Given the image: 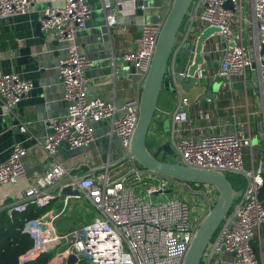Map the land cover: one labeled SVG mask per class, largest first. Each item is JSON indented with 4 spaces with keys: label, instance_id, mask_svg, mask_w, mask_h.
<instances>
[{
    "label": "built area",
    "instance_id": "1",
    "mask_svg": "<svg viewBox=\"0 0 264 264\" xmlns=\"http://www.w3.org/2000/svg\"><path fill=\"white\" fill-rule=\"evenodd\" d=\"M136 1L101 0L107 25L119 24L120 13L130 20L135 18ZM35 2L0 0V19L27 14L33 10ZM92 11L88 0H48L44 9L41 28L49 30L55 39L65 44L66 54L59 60L58 71L67 112L60 118H54L50 123L52 131L39 140L50 164L25 189L22 199L8 206L11 218L16 212L26 211L30 205L47 207L56 198L64 196L61 189H53L61 180L71 176L70 168L57 155L58 147L62 142L71 149L92 142L93 122L109 119L110 134L119 137L123 157L130 155L139 119L140 97L119 104L98 96L90 98L87 93L90 79L85 68L92 62L81 51L77 36L86 28ZM244 11L242 0H196L192 21L185 35L178 39L171 58V71L177 72V56L184 43L190 39L195 44L204 29L215 27L221 38L220 43L214 42L217 44L215 50L220 52L219 65L214 71L202 65L193 76L211 82L222 78L220 87L228 90L238 82L248 84V77L252 74L255 83L259 84L260 104L264 109V0H252L249 16L244 15ZM163 22L144 21L136 38V48L123 56L142 79L149 72ZM192 25H195V30ZM192 62L193 57L181 70L187 80L192 77L188 73ZM254 63L260 73L256 77L253 75ZM34 86L32 80L16 72L0 70V100L7 112L28 98ZM181 89L178 88L179 98L171 113L177 162L245 178L242 194L235 199L200 264H264L253 245L264 223V200L259 197L264 184V161L261 160L256 168L245 167L244 148L251 147L253 143L251 130L246 133L227 128L217 131L218 124L195 125L189 114L191 99ZM21 129L25 131L27 126L23 124ZM27 151L17 143L9 158L0 163L1 185L17 184L25 177L23 156ZM69 185L77 188L80 195H65L66 206L71 197H85L95 208L96 217L66 234L56 232L53 225L56 214H45L27 221L25 231L34 238L35 245L21 257L22 262L36 258L42 252L55 250L48 264H68L72 253L77 256L74 264H184L204 218L198 221L193 217L189 201L179 195L159 202H155L152 196L177 190V187L189 192L209 188L208 185L173 179L136 163L118 176H110L103 171L99 175L81 177ZM211 207L209 204L207 213ZM60 247L63 248L59 250Z\"/></svg>",
    "mask_w": 264,
    "mask_h": 264
},
{
    "label": "crops",
    "instance_id": "2",
    "mask_svg": "<svg viewBox=\"0 0 264 264\" xmlns=\"http://www.w3.org/2000/svg\"><path fill=\"white\" fill-rule=\"evenodd\" d=\"M242 1L244 3V0ZM171 2L172 0H145L143 15L136 14L135 18L130 20L120 13V23L109 27L101 0H88L93 11L87 20L86 28L79 32L77 42L81 51L92 62L85 68V73L90 79L87 86L90 98L98 96L122 104L131 98L140 97L143 79L134 73L132 66L123 59V56L136 48V38L140 35L141 24L144 21L164 20ZM47 5L48 0H36L31 12L0 19V70L16 72L35 84L31 95L22 99L9 112L0 100V163L9 158L17 143L28 150L23 156L25 177L17 184H0V211L21 200L25 189L49 166V160L39 140L52 131L51 121L64 116L67 112V104L63 100L64 87L58 71L59 60L66 54L65 44L55 39L51 32L47 33L42 28L40 31L37 30V24H40ZM250 10L246 16L251 14L252 6ZM218 37L220 38L217 35L215 40L213 37L210 38L204 46L206 59L203 65L211 71L217 69L220 61V52L215 50L217 44H214L219 43ZM179 56L180 54L177 60L180 61ZM179 63L177 62V65ZM250 76L251 79L246 85L238 82L228 90L220 87L212 99L209 97L204 99L211 87L209 84L212 82L209 79H207L209 84L204 87L181 89V92L191 99L189 114L195 125L218 124L217 131L227 128L246 133L248 129L251 130L252 146L244 148L245 165L247 164L249 169L256 168L261 160L264 161V118L260 117V110L256 108L261 94L252 74ZM257 88L258 92L255 90ZM168 92L170 95L173 93ZM251 103L253 110H250ZM167 104L165 101L158 109L156 120L148 135L150 150L166 160L174 154L172 117L171 128L168 131L162 120L163 113H168ZM250 114L257 117L255 125L252 124ZM23 124L27 126L25 131L21 129ZM92 126L94 140L89 144L71 149L66 143H61L58 147L57 155L61 162L70 168L71 175L95 169L101 171L104 169L110 176H118L128 171L135 163L132 160L120 163L124 156L123 147L119 137L110 134V120L102 119L93 122ZM244 186L239 190L243 191ZM207 187L216 192L214 187ZM86 205L95 210L85 197H71L66 206L64 195L45 207L41 216L56 214L53 219L54 228L58 234H66L90 223L96 217L97 212L93 215L87 213ZM65 218L68 219L64 220ZM253 245L259 259L264 260V223L260 235L253 240Z\"/></svg>",
    "mask_w": 264,
    "mask_h": 264
},
{
    "label": "water",
    "instance_id": "3",
    "mask_svg": "<svg viewBox=\"0 0 264 264\" xmlns=\"http://www.w3.org/2000/svg\"><path fill=\"white\" fill-rule=\"evenodd\" d=\"M195 2L196 0H172L171 2L157 40L149 72L142 82L140 113L131 142L130 155L120 160V163L134 160L142 168L153 170L173 179L212 186L217 191V198L199 225L185 256L184 264H200L208 244L224 218L228 215L235 199L242 194L241 190H237L232 185L228 173L221 170L196 168L177 161H169L158 157L148 147V135L152 130L162 90L166 89L177 93L179 87L191 89L193 87H204L209 84L206 78L198 79L193 75L205 62L203 51L205 43L210 38L213 37L215 39L217 36L215 27L204 29L195 44L192 40H187L179 49L180 54L185 59H180L175 74L171 71V58L175 52L178 39L185 35L192 21ZM135 4L137 7L136 14L143 15L145 13V0H137ZM40 29L41 22L37 24V30L40 31ZM192 29L195 30V25L192 26ZM47 33H50V31L48 30ZM192 57L193 62L188 68V73L192 77L187 80L181 70L185 68L186 62ZM253 68H255L254 76L256 77L260 74L256 63L253 64ZM221 82L222 78H218L210 83L209 86L211 87L206 92L204 99H207V97L209 99L215 98ZM257 85L259 86V84ZM162 120L165 129L168 131L171 128V120L168 118L167 112L163 113ZM103 171L104 169L102 171L95 169L88 170L83 174L71 175L57 183L54 190L61 189L64 195L79 196V190L73 188L69 183L81 177ZM76 260L77 256L72 253L68 258V264H74Z\"/></svg>",
    "mask_w": 264,
    "mask_h": 264
},
{
    "label": "trees",
    "instance_id": "4",
    "mask_svg": "<svg viewBox=\"0 0 264 264\" xmlns=\"http://www.w3.org/2000/svg\"><path fill=\"white\" fill-rule=\"evenodd\" d=\"M150 140L148 138V147ZM150 149V147H149ZM232 185L239 190L245 181L239 175L228 173ZM203 186V184H199ZM260 199L264 200V184L261 188ZM45 207L30 205L24 212H16L11 218L7 209L0 211V264H48L55 251H45L36 258L22 262L21 257L35 245L34 238L25 231L27 221L40 217Z\"/></svg>",
    "mask_w": 264,
    "mask_h": 264
},
{
    "label": "rangeland",
    "instance_id": "5",
    "mask_svg": "<svg viewBox=\"0 0 264 264\" xmlns=\"http://www.w3.org/2000/svg\"><path fill=\"white\" fill-rule=\"evenodd\" d=\"M244 4H245L244 15H247L251 11L250 9L252 6V0H244ZM217 41L219 43L221 42L219 37L217 38ZM179 58L184 59V57H182L181 54H180ZM248 78L250 80L251 76H249ZM255 90H256V92H258V88ZM168 91L169 90H165V89L162 90L160 98H159L158 109H160L162 104L165 103V101H167L168 102V104H167L168 113H170V114H168V118L170 119V117H171L170 115H171V113H172V111L176 105V102L179 98V94L178 93H174V94L172 93V95H170ZM170 98H171V100H170ZM258 104H256V108L258 110H260L259 111L260 117L263 116V118H264V109H261L260 102ZM250 110H253L252 103L250 104ZM157 114H158V110H157L156 115ZM250 117L252 119V124L255 125L256 124V118H257L256 115L250 114ZM155 120H156V117H155ZM155 120H154V122H155ZM168 160L169 161H178V156H176V154H173V155L169 156ZM245 167L247 168V164L245 165ZM239 177H241L242 179H245L242 175H239ZM213 193H214V197H213ZM178 195L180 198H185L186 200L189 201L193 217H196L198 219V221H200L201 219H203L206 216L208 205L209 204L213 205V202L216 200L217 191L213 192V191H211V189L210 190L209 189H207V190L201 189L198 192H189L183 187H177V190L172 189L170 192H167V193L162 194V195L154 194L152 196V199L155 202H159V201H165L168 198L175 197ZM85 207H86L87 213H89L91 215H93L94 212H96L93 208H92L93 210L90 209L88 205H86ZM67 219L68 218H65L64 220H67ZM70 223H72V222H70Z\"/></svg>",
    "mask_w": 264,
    "mask_h": 264
}]
</instances>
